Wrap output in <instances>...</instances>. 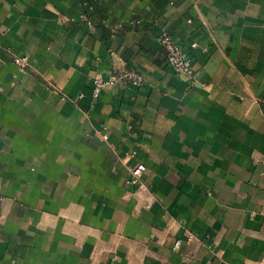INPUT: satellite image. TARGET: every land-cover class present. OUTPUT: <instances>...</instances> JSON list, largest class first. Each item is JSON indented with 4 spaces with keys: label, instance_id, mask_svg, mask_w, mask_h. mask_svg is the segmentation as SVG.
<instances>
[{
    "label": "crops",
    "instance_id": "1",
    "mask_svg": "<svg viewBox=\"0 0 264 264\" xmlns=\"http://www.w3.org/2000/svg\"><path fill=\"white\" fill-rule=\"evenodd\" d=\"M0 264H264V0H0Z\"/></svg>",
    "mask_w": 264,
    "mask_h": 264
},
{
    "label": "built area",
    "instance_id": "2",
    "mask_svg": "<svg viewBox=\"0 0 264 264\" xmlns=\"http://www.w3.org/2000/svg\"><path fill=\"white\" fill-rule=\"evenodd\" d=\"M91 25L90 20L86 15H82L80 18ZM158 43L163 46L166 50L167 64L171 67L174 73L182 78L187 79L189 82L194 83L197 79L196 70L194 67V61L187 53V51L178 43L175 42L173 37L163 30L157 36ZM196 46V45H194ZM15 64L20 66L22 69H26L29 64V57L27 56H16L14 58ZM144 83L143 76L133 70H118L113 73L109 78L96 77L93 81L92 96L94 100L98 99L104 89L118 86L125 88L127 86L140 88ZM131 129V127H130ZM103 139L108 141V136L104 135ZM135 152L127 156V160L132 158ZM147 172V167L143 163H137L130 168V178L128 184L136 188L138 191L147 192L148 186L145 183L143 176ZM180 242L176 243L179 246Z\"/></svg>",
    "mask_w": 264,
    "mask_h": 264
}]
</instances>
